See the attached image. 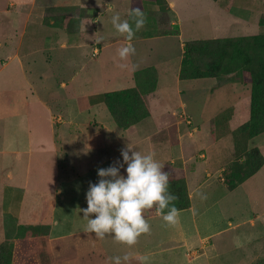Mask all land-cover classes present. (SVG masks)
<instances>
[{
    "label": "rangeland",
    "instance_id": "rangeland-1",
    "mask_svg": "<svg viewBox=\"0 0 264 264\" xmlns=\"http://www.w3.org/2000/svg\"><path fill=\"white\" fill-rule=\"evenodd\" d=\"M214 1L217 0H172L175 7L171 12L160 7L145 10L143 5L140 9L146 15V24L129 42L113 27L111 18L119 13L121 20H129L135 29L132 18L128 15L131 11L130 0H124L120 4L117 0H107V6L104 4L105 0H49L51 7L68 16L64 24H68L69 33H72L73 24L80 25L83 21L90 23L81 26L84 28L83 34L72 37L76 42L83 41V45L67 51L46 50L50 43L56 41L50 25H29L21 49L19 42L25 23L24 16H18L15 26L9 31H3L1 27L4 25H1V110L5 105L21 102V95L15 93L16 89L29 90L31 84L37 87L38 81L30 75L33 67L32 64L29 65L28 59H24L23 70L29 73V78L22 77L20 73L21 57L36 51V68L46 70L48 74L44 81L50 90L68 100L69 113H76L75 118L79 120H102L111 131L107 134V149L97 150L98 153L93 151L92 158L97 157L99 162L93 170L108 168L116 161L122 163L121 150L129 145L142 154L155 153V159L161 164L171 163L173 160L175 168L181 170L185 178L187 176V184L192 193L193 209L180 212V224L168 226L162 217L147 218L151 225L152 239L144 252L125 249L116 253L110 246L107 251L100 245L90 249L85 236H72L70 239H63V242L67 244L68 240L75 243L78 241L81 248L57 252L61 264H107L112 263L110 258H123L125 255L129 259L123 260L121 264H257L264 258V216L261 217L264 213V166L258 174L234 190H230L224 182L225 171L237 159V130L249 118L250 86L243 82L241 73L219 79L179 78L184 56L183 44L221 37L264 34V0H224L221 7L215 5ZM250 2L252 7H246ZM88 3L95 5L97 14L86 16L77 10ZM6 16L0 14V20ZM234 17L251 24L244 27V21L233 24ZM94 20H97L96 25ZM166 34L173 36L159 38ZM140 35L145 38L140 39ZM128 43L135 47L136 54L128 61L121 62L128 64L127 68L121 69L117 67V62H120L117 49ZM19 50L21 57L10 65L9 56H14ZM67 59L70 66L66 63ZM150 67L158 69L160 74L157 90L148 99L151 117L135 126L131 132L115 125L104 104L89 108L87 103V108L82 113L76 112L78 101L72 97L94 96L131 88L135 83L134 74ZM63 82L67 84L66 87H61ZM238 101L240 117L233 118L227 128H216V118ZM51 107L54 111L51 115L55 113L58 117L60 113L57 114L55 103ZM1 114L2 111L0 119ZM78 115L82 117L79 118ZM44 123H47L45 116ZM0 144L3 145L0 149L10 151L19 146L25 148L28 142L23 140L21 144L5 140ZM180 147L185 150L183 159L176 158ZM248 148H257L264 156V134L251 139ZM6 158L5 167L12 156L7 155ZM126 167L127 165L121 170H126ZM31 184L35 185L34 172ZM62 190L63 194L60 195L63 196L65 188ZM53 192L52 183L49 182L45 195ZM80 192L83 194V189ZM31 194L30 192L29 197ZM68 194L65 193L66 196ZM201 194L207 198L202 199ZM78 207L75 206L77 209ZM152 213L150 210L144 215L152 216ZM74 230L76 229L73 227L64 229L67 233ZM135 253H139L141 258L134 260Z\"/></svg>",
    "mask_w": 264,
    "mask_h": 264
},
{
    "label": "crops",
    "instance_id": "crops-1",
    "mask_svg": "<svg viewBox=\"0 0 264 264\" xmlns=\"http://www.w3.org/2000/svg\"><path fill=\"white\" fill-rule=\"evenodd\" d=\"M123 1L117 0L119 4ZM167 1L171 12L175 7V3H172V0ZM223 2L224 0H217L214 1V4L221 7L223 6ZM104 4L105 6L108 5L107 0H105ZM143 5L145 10L156 9L158 7L147 2ZM94 6L88 3L84 8L79 7L77 10L86 16L97 14L98 11L94 9ZM246 7L251 8V2ZM58 11L55 7H51L49 0H0V14L7 15L3 20H0V27L4 25L1 27L3 31L11 30V27L15 26L17 17L23 15L25 23L22 27L23 31L19 42L20 49L27 35V28L31 24L37 27L52 26L56 41L50 43L46 48L49 52L56 51L57 49L67 51L74 47L80 48L83 45V41L76 42L72 40V37L76 34H78L77 36L83 34L84 28H81V26L89 22L83 21L80 25L73 24L72 33H69L68 24H64L68 16ZM72 14H75V12ZM243 21L234 17L232 23H241ZM94 22L96 25L97 20H94ZM242 24L244 27L247 24H251V22L244 21ZM170 36H173V34H166L159 38ZM139 38L145 37L140 35ZM19 52L20 50L15 52L14 56H9L10 65L21 57ZM36 53V51H33L21 57L22 61L19 63L22 71L20 72L21 76L28 78L29 73L23 70L25 68L24 59H28L29 65L32 64L31 67L33 68L30 75L38 81L37 87L31 84L29 85V90L16 89L15 93H20L21 95V102L5 105L3 110L0 109V112H3L0 119V142L5 140L21 142V144L23 140L28 142L25 148H20L21 146H19L10 151L0 149V246L5 242H19L24 235V239L28 238L29 236H27L23 228L43 227L45 230L36 233V242L40 249L38 253L35 252L38 264H61L58 261L57 252L64 253V251L80 249L81 244L78 241L75 243L68 240L67 244L63 242V239H70L72 236H85L90 249H94L97 245H100L101 248L104 247L106 250L110 246L116 253H120L125 249L144 252L143 250L149 248L147 245L151 244V234L142 235L139 238L138 244L129 248L126 245L115 242L112 237L100 240L95 237L94 233L86 232L87 221L84 219L82 211L88 206L85 193L86 190H89L90 183H97L99 181L98 170H93V168H97L99 163L96 159L97 157L92 158L93 151L98 153L97 150L105 151L107 149V134L111 133V131L105 127L102 120L99 121V119L91 118L79 120L75 118L76 113H69L68 100L64 96H59V94L50 90L46 81H44L48 73H46V70L43 71L42 67L36 68L34 60ZM66 63L70 66L68 59ZM66 86L65 82L61 84V87ZM103 94L72 97L73 100L78 101L76 112L78 114L82 113L83 109L87 108V103L89 108H97L101 104H104ZM152 95L146 97L148 105V99ZM29 98L31 99L30 102L28 101ZM54 103L58 108L56 109L58 110L57 114L60 113L58 117L55 116V113L51 115V112H54L51 104ZM238 106L239 101L233 107L228 108L233 109V113L228 120V126H230L233 118L240 117L241 113L237 108ZM44 116L47 117L46 124L44 123ZM78 117L81 118L82 116L78 115ZM249 119L250 114L246 122ZM133 129L134 127L124 131L131 132ZM2 146L0 144V148ZM177 151V155L179 154V156L176 158H185V150L182 147ZM7 155L12 156V160L5 167L4 159H7ZM171 163H173V160ZM120 171L122 175L127 176L126 170ZM184 171L186 172V170ZM33 172L35 174L34 186L31 184ZM49 182L52 183L54 192L48 194V196L45 194L49 189ZM63 187L65 188V192L62 196L60 194H63ZM81 189L84 191L83 194L80 192ZM188 190L190 198H192L189 186ZM30 192L32 194L29 197ZM67 192L69 194L66 196L65 193ZM45 196L48 197L44 198ZM76 205L81 207L77 209L75 208ZM192 209L193 205L186 211H192ZM263 216L264 213L261 214V217ZM155 217L159 218L162 215H158L156 211H153L152 216L148 215L145 218L151 219ZM92 218L95 217L93 216ZM70 227L76 230L72 233L64 231L65 228ZM179 230L181 229L179 228ZM256 234L260 236V239L263 238L259 235V232ZM133 256L135 257L134 260L141 258L139 253H135ZM67 264L75 263L67 262ZM107 264H113V262Z\"/></svg>",
    "mask_w": 264,
    "mask_h": 264
},
{
    "label": "trees",
    "instance_id": "trees-1",
    "mask_svg": "<svg viewBox=\"0 0 264 264\" xmlns=\"http://www.w3.org/2000/svg\"><path fill=\"white\" fill-rule=\"evenodd\" d=\"M131 2L132 9L141 8L146 2L163 10L170 9L167 0ZM237 73H241L243 82L251 89L250 119L237 130V159L224 173V182L230 190L236 189L264 166L261 151L248 148L251 139L264 134V34L185 43L180 80L219 79ZM134 82L132 88L103 94L107 110L116 126L122 130H129L151 117L146 97L156 92L159 72L154 67L138 71L134 74ZM232 113L231 108L219 116L215 120L216 128H227ZM164 171L169 173V191L177 197L175 206L179 211L189 210L192 203L183 172L172 163L164 164ZM23 230L28 238L24 239V235L19 242L3 243L0 246V264H38L35 252L38 253L40 249L36 233L45 228L31 227ZM257 264H264V258Z\"/></svg>",
    "mask_w": 264,
    "mask_h": 264
},
{
    "label": "clouds",
    "instance_id": "clouds-1",
    "mask_svg": "<svg viewBox=\"0 0 264 264\" xmlns=\"http://www.w3.org/2000/svg\"><path fill=\"white\" fill-rule=\"evenodd\" d=\"M128 15L135 29L129 20H121L119 13L112 16L111 23L130 42L145 26L147 18L140 8L132 9ZM135 54L136 49L131 43L119 47L117 67L127 68L128 64L121 62L128 61ZM121 155L122 163L116 161L108 168L98 169L99 181L90 183L86 193L88 206L82 211L87 221L86 232L94 233L100 240L112 237L115 242L131 248L138 244L142 235L151 234V225L144 215L146 212L155 209L168 226H176L180 211L174 203L177 197L169 191V173L155 159V153L142 154L128 145L121 150ZM125 165L126 177L120 171ZM201 198L207 197L201 194ZM110 259L113 264H121L122 259L127 261L129 257Z\"/></svg>",
    "mask_w": 264,
    "mask_h": 264
}]
</instances>
